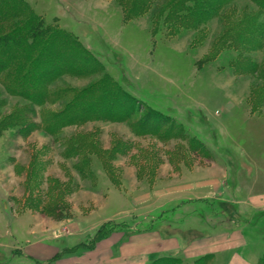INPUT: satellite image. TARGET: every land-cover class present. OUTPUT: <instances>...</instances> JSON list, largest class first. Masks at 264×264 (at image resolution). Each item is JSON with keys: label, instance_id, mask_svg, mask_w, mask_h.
<instances>
[{"label": "rangeland", "instance_id": "374dc122", "mask_svg": "<svg viewBox=\"0 0 264 264\" xmlns=\"http://www.w3.org/2000/svg\"><path fill=\"white\" fill-rule=\"evenodd\" d=\"M26 1L48 23L75 36L101 70L84 78L63 77L52 89L84 90L104 80L132 116L128 121L101 119L71 126L56 136L38 130L25 137L17 127L4 132L0 201L5 204L0 205V217L1 212L9 218L22 217L27 234L50 233L57 224L64 227L46 209L54 200L64 202L59 207L64 219L71 216L66 207L69 198L85 213L89 209L82 204L85 191L107 196L113 188L133 197L217 181L237 200L264 197V49L250 54L259 71L238 74L232 64L238 56L235 50L225 49L215 57V46L228 29L220 17L201 32L171 36L165 26L154 30L152 14L127 21L115 0ZM247 5L257 9L248 0L237 3L241 10ZM0 95L5 103L0 117L28 104L8 95L1 83ZM67 101L64 98L47 109L35 107L30 121L41 125L42 113L61 111ZM72 138H82L84 152L92 155V174L86 177L75 166L80 158L65 157L66 141ZM98 150L105 164L96 156ZM130 202L112 199L93 216L78 217L79 233L59 242L72 246L83 241L109 215L125 221ZM251 214L242 223L253 249L264 246L260 245L264 211ZM258 249L262 256L264 247ZM0 264L38 263L3 253Z\"/></svg>", "mask_w": 264, "mask_h": 264}, {"label": "trees", "instance_id": "16d2710c", "mask_svg": "<svg viewBox=\"0 0 264 264\" xmlns=\"http://www.w3.org/2000/svg\"><path fill=\"white\" fill-rule=\"evenodd\" d=\"M115 1L127 21L152 14L154 30L158 31L159 25L165 26L171 36L179 35L182 31L201 32L213 19L220 17L228 29L215 46V57L225 49L235 50L238 56L232 64L238 74H252L253 70L259 68L250 54L264 49V0H248L257 7L256 10L250 9L249 5L239 9L237 3L244 0ZM236 17L241 21H236ZM100 72L90 52L75 36L56 23H48L26 0H0V83L8 95L28 102L27 105L16 106L11 114L0 117V136L13 127H17L25 137L38 130L56 136L65 128L83 126L101 119L128 121L132 116L131 111L118 103L120 95L109 88L104 80L84 90L52 89L63 77L84 78ZM64 98H68V101L61 111L47 110L41 114V125L30 121L35 107L47 109V106L55 105ZM4 104L0 101V109ZM142 127L144 125L139 129ZM84 142L82 138L68 139L65 157L80 158L75 166L81 176L86 177L92 174V155L84 152ZM96 156L103 159L105 164V156L99 150ZM57 188L59 186L49 191L54 193ZM54 201L46 208L50 210L48 214L63 219L59 207L64 202L61 198ZM119 227L115 223H107L94 237L64 252L93 249ZM213 260V255H207L193 264H212ZM151 264L184 262L179 258L162 257ZM257 264H264V253Z\"/></svg>", "mask_w": 264, "mask_h": 264}, {"label": "crops", "instance_id": "0c3cea01", "mask_svg": "<svg viewBox=\"0 0 264 264\" xmlns=\"http://www.w3.org/2000/svg\"><path fill=\"white\" fill-rule=\"evenodd\" d=\"M83 194L82 204L89 208L87 212L80 211L69 198L66 207L71 210V216L57 220L56 224L60 221L64 227L58 228L57 224L50 233L28 231L27 234L22 217L9 218L1 212L0 229L4 227L5 234L0 233V257L7 253L9 258L16 255L17 259L21 256L25 260L28 257L38 264H151L158 258L172 257L183 260L184 264H193L213 255L212 264H257L261 254L258 248L264 247L263 242L261 246L250 247L248 229L242 223L252 215L251 211H264V197L250 199L248 195L244 200H237L217 181L162 192L149 191L133 197H126L118 188H113L107 196L98 192ZM112 199L121 202L131 199L125 221L109 215L83 241L72 246L59 242L61 237L79 233L78 217L93 216ZM230 208L236 213L230 210L229 214ZM107 223L120 227L95 248L64 252L94 237Z\"/></svg>", "mask_w": 264, "mask_h": 264}]
</instances>
